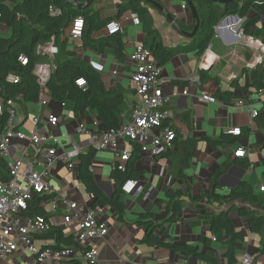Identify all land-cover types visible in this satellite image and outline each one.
<instances>
[{
    "label": "crops",
    "instance_id": "0c3cea01",
    "mask_svg": "<svg viewBox=\"0 0 264 264\" xmlns=\"http://www.w3.org/2000/svg\"><path fill=\"white\" fill-rule=\"evenodd\" d=\"M154 1L162 10L149 3L147 8L154 17L156 29L163 43L170 49L179 50L162 68V78L166 92L172 96L169 110L181 138L217 139L236 128L241 129L244 135L240 141L216 149H213L206 141L200 140L193 153L190 168L185 171L187 183L176 178L174 174L173 165L177 159L152 160L147 155H142L138 167L143 174L139 182L144 186L145 192L152 187L154 191L147 201L144 200V195L139 197L124 195L123 200L127 208L123 221H120L118 215L109 207L98 209L101 220L109 228V235L95 244V248L100 253L97 264H206L142 242L145 229L134 222L143 213L154 214L158 221L165 222L164 236L176 243L196 244L200 236L211 235V222L221 212L230 213L236 230L243 235V239L236 245V264H244L246 255L254 257L252 264H264V233H252L249 230L246 215L250 210L254 212L255 217L264 219V192L260 190L264 186V128L259 126L256 119L250 118V113L245 107L239 106V102H243L250 106L251 112L261 113L264 111V100H261L258 95L251 96L248 92L243 93V97L241 89L232 87L235 80H239L242 87L248 86V77L246 75L240 77V75L244 69L252 68L251 65L257 55L254 49L238 42L234 33L235 29H242L245 20L236 16H229L222 20L215 28L216 35L210 47L203 56L198 57L195 51L184 49V46L192 39L186 36L193 32L188 31L187 28L191 25L195 27L190 8L189 11L182 10L181 1L177 0ZM122 2L123 0H97L94 3V10L101 20H105L117 15L118 7ZM119 23L122 27L121 35L124 37L128 58L136 46L143 45L146 35L141 24L136 26L133 23L131 13L121 18ZM9 35L10 30L0 24V37ZM107 35L104 29L98 37L104 38ZM62 40H67L69 48L80 47L78 49L80 57L101 73L107 88L113 86L124 93L129 91V96H126L128 108L124 109L129 112V118L134 103L131 88L132 68L129 59L119 62L113 52L107 48L103 53L86 50L82 47L81 38L74 40L69 33L63 36ZM114 71L117 75H113ZM220 90L222 95L217 96L216 93ZM204 92L214 95L216 103L202 102ZM46 97L48 100L46 108L35 104L36 107L32 111L30 105L28 106L27 113L19 110V119L15 122V126L29 134L34 128L31 119L42 116L39 128L40 133L43 134L47 132L46 120L50 115H56L60 117V122L53 131L59 136L60 141L66 143L67 139L71 138L81 145L85 152L90 147L88 139L85 136L75 135L74 129L79 121L75 118L72 108L69 105L62 108L48 94ZM187 112H190L192 117L190 127L182 121L183 115ZM96 119L95 113L90 111L83 122L93 128L92 123ZM126 148L131 153L132 147L129 144ZM239 149L246 150L245 156L238 160L249 163L247 167L234 163L238 158L235 153ZM12 153L15 159L20 156L15 149H12ZM29 153L32 154L31 151ZM112 160L111 152L100 151L93 164L95 179L108 196H111L115 190L114 182L110 178L113 170ZM226 164L230 165L227 171L216 179V170ZM78 166L79 157L72 160V167L58 162L56 176L59 182L53 184L61 190L63 197L91 207L89 193L78 181ZM214 180L219 183L214 191L224 198L222 203L209 196ZM241 181H247L252 187L253 200L250 203L231 202L227 199L230 189ZM170 189H180L185 193L184 209L176 220L167 222L169 216L163 203L167 201V193ZM43 206L50 216L51 223L58 226L65 235L77 233L79 229L77 221L71 222L62 229L65 210L58 201L50 200ZM226 241V238H221L219 241L213 240L209 250L217 258L218 264H228L225 258L228 248ZM36 244L42 247L39 241H36ZM31 257L27 250L21 248L4 264H29Z\"/></svg>",
    "mask_w": 264,
    "mask_h": 264
},
{
    "label": "trees",
    "instance_id": "16d2710c",
    "mask_svg": "<svg viewBox=\"0 0 264 264\" xmlns=\"http://www.w3.org/2000/svg\"><path fill=\"white\" fill-rule=\"evenodd\" d=\"M149 0H123L118 7L115 16L101 20L99 14L94 10V3L84 6L87 0H16L11 4L9 0H0V24L10 30L8 37H0V103L3 110L0 112V133L4 132L9 121L6 100H13L19 110L27 113L29 105L37 104L40 99V85L38 78L34 74L37 64L44 62V59L37 55L39 45L46 44L55 39V44L59 49L56 56V70L52 74L46 85L47 93L54 102L69 105L75 118L83 122L87 113H95L101 127L100 132L119 130L122 126L121 115L125 109L127 101L126 94L116 87L107 88L103 82L101 73L80 57L78 49L80 47H68L67 40H62L67 35L75 20L82 18L84 30L81 42L84 49L103 53L105 48L111 50L119 62H125L127 58L124 37L121 34L107 35L104 38L98 34L111 21L119 22L127 14H136L146 35L143 45L148 48L153 59L159 68H163L170 59L179 52L178 49L167 47L156 29L154 17L147 8ZM185 2L188 4L187 0ZM199 15L200 26L195 36L184 46L201 57L210 47L215 38V28L222 20L229 16H236L245 20L242 29L245 34L255 37L260 32L259 39L264 44V0H228L224 5L212 0H192ZM189 6V5H188ZM61 11L59 15H53L50 9ZM194 30V25L187 28ZM23 59L26 63H23ZM248 77V86L242 87L239 80L232 83L234 89L239 88L243 93L248 92L251 96L258 95L264 90V62L252 68L242 71L240 77ZM11 77L18 78V82L11 80ZM84 79L86 88L77 85V81ZM222 95L221 90L216 93ZM18 96L22 99L18 100ZM244 97V94H243ZM259 126L264 128V111L258 113L256 118ZM183 123L190 127L192 124L191 113L187 112L182 117ZM164 126L176 132L174 148L160 153L158 158L175 160L173 169L176 178L182 182L188 181L185 171L190 168L193 153L200 140L206 141L213 149L226 144H234L243 138L244 132L240 135L222 134L217 139L206 137L186 138L180 136L177 125L173 118L164 122ZM15 126V130H19ZM241 130V129H240ZM130 157L125 162V170L113 167L111 180L114 182L115 190L111 196L106 195L90 168L93 166L98 151L89 147L79 157L78 181L84 189L94 195L91 207L99 209L101 207L111 208L119 217L124 220L127 205L123 200V184L128 180L139 181L143 172L138 165L141 161V147L139 144L131 143ZM236 158L234 163H239L247 167L249 163ZM264 164V161H263ZM230 165H223L215 172L216 179L225 173ZM173 171V170H172ZM264 176V175H263ZM0 179L8 181L9 169L7 160L0 151ZM219 186L217 180L211 189L210 198L222 203L224 198L216 194L214 189ZM184 195L180 189H170L167 193V201L164 208L168 213L167 222L174 221L184 209ZM231 202L241 201L250 203L253 200L252 187L247 181L239 182L230 189L227 198ZM52 200V197L39 196L35 194L28 202V208L23 216L28 218L42 217L49 223V230L42 236H37V241L41 243L42 249L50 248L60 250L72 247L77 244L75 235H65L63 231L50 221V216L43 204ZM248 227L252 233H264V219L255 217L254 212L248 210ZM145 229L142 242L149 246L164 248L187 258L200 261L206 264H218L217 258L209 251L213 243L226 238L227 252L225 255L228 264H236V245L243 239V235L236 230L235 223L229 212H221L216 215L211 222V235L200 236L196 244L176 243L164 236L165 222H160L154 214L143 213L134 222Z\"/></svg>",
    "mask_w": 264,
    "mask_h": 264
},
{
    "label": "built area",
    "instance_id": "2783aa9c",
    "mask_svg": "<svg viewBox=\"0 0 264 264\" xmlns=\"http://www.w3.org/2000/svg\"><path fill=\"white\" fill-rule=\"evenodd\" d=\"M177 1H181L182 10L189 11L185 0ZM50 12L53 15L61 14L60 10L54 8H51ZM132 21L136 26L140 25L136 14H132ZM83 30L84 22L82 18H79L72 25L69 36L78 40L82 37ZM106 31L108 35L121 34V24L111 21L106 25ZM234 33L238 42L257 52L251 67L263 63V42L245 34L243 29H235ZM58 52L55 39L37 48V55L44 59V62L37 64L34 70L40 85V99L37 104L41 108L48 106L46 85L56 70L55 60ZM128 59L132 68L131 88L134 96L129 118V112L123 111L122 126L119 130L100 132L101 125L97 119L92 123L93 128L88 127L84 122H79L74 129L75 135L87 137L89 146L98 152H111L113 167L119 170H125V162L130 157V152L126 148L128 144H139L142 155L157 160L161 152L174 148L177 137L173 129L164 126L166 120L173 118L169 110L172 96L165 90L163 70L157 66L152 52L144 45H138ZM23 63L25 64L26 60L23 59ZM113 75H117V72L114 71ZM10 79L15 83L18 82L16 77ZM76 83L81 88L87 86L84 79ZM258 96L264 100V90H261ZM17 99L21 100L22 97L18 96ZM202 102L216 103V98L211 93L204 92ZM60 105L62 108L65 107V104ZM6 106L10 117L5 131L0 133V151L8 163L9 179L8 181L0 179V264H4L21 248L27 250L32 256L29 264H80L81 262L97 264L100 253L95 248V244L109 235L107 224L101 220L98 209L63 197L61 190L53 184L59 182L56 176L57 163L63 162L67 167H72V160L80 157L84 149L71 138H68L66 143L60 141L59 136L53 131L60 122V117L56 115H50L46 120L47 132L43 134L40 133L39 128L42 116L31 119L34 128L29 134L20 129L16 131L15 122L19 115V107L13 100H6ZM239 106L247 109L252 120L258 117V112H251L249 105L239 102ZM2 110L3 105L0 103V112ZM240 133L239 128L228 131L231 135H240ZM12 149L20 155L17 159ZM245 154L246 150L239 149L235 156L242 158ZM90 171L93 172V166ZM260 190L264 192V186ZM153 191L152 187L145 192L144 186L135 180H128L122 186L124 195L133 197L144 195L145 201L149 200ZM35 194L52 197L53 201H58L62 205L65 210L62 229L73 221L79 223V229L74 234L77 244L60 250L42 249L37 246V236L47 233L49 223L42 217L23 216L28 208L29 200ZM89 198L93 201L94 195L89 193ZM213 240L216 241L215 237ZM253 260V256L246 255L243 263L252 264Z\"/></svg>",
    "mask_w": 264,
    "mask_h": 264
},
{
    "label": "water",
    "instance_id": "95a60500",
    "mask_svg": "<svg viewBox=\"0 0 264 264\" xmlns=\"http://www.w3.org/2000/svg\"><path fill=\"white\" fill-rule=\"evenodd\" d=\"M212 1H214V2H218V3L222 4V5H224V4H226V3L228 2V0H212ZM231 1H233V0H231ZM187 2H188V5H189V8H190L191 14H192V16H193V18H194V20H195V27H194L193 32L190 33V34H186V36H187L188 38H193V37L195 36L196 32H197L198 29H199V26H200V19H199V15H198V12H197V10H196V7L194 6L192 0H187ZM74 3L77 4L76 0H74ZM91 3H93V0H87V2L85 3L84 6H87V5L91 4ZM148 3L154 5L156 8L162 10V8H161L157 3H155L154 0H149ZM167 17H169V16H167ZM169 18H170V17H169ZM113 193H114V192H113Z\"/></svg>",
    "mask_w": 264,
    "mask_h": 264
},
{
    "label": "rangeland",
    "instance_id": "374dc122",
    "mask_svg": "<svg viewBox=\"0 0 264 264\" xmlns=\"http://www.w3.org/2000/svg\"><path fill=\"white\" fill-rule=\"evenodd\" d=\"M9 2H10L11 4L15 3V1H13V0H12V1L9 0ZM260 36H261L260 32H259V33L257 32L256 35H255V38L258 39ZM72 44H73V43H72ZM125 92H126V93H125L126 96L128 97V96H129V91H125ZM34 107H36L35 104L30 105V109H31V111L33 110ZM124 107H125V109L128 108V103H127V101H126ZM31 113H32V112H31ZM18 119H19V118L17 117L16 121H18ZM112 194H113V193H112ZM112 194H111V195H112Z\"/></svg>",
    "mask_w": 264,
    "mask_h": 264
}]
</instances>
